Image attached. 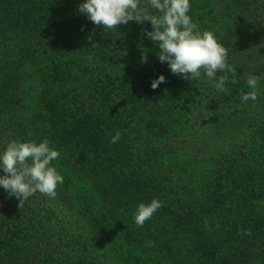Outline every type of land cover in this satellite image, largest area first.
<instances>
[{"label":"trees","instance_id":"obj_1","mask_svg":"<svg viewBox=\"0 0 264 264\" xmlns=\"http://www.w3.org/2000/svg\"><path fill=\"white\" fill-rule=\"evenodd\" d=\"M83 2L0 0V153L47 138L64 177L22 207L1 187L0 264H264V0H190L235 66L224 92L172 74L150 21L106 29ZM249 75L258 99L242 102Z\"/></svg>","mask_w":264,"mask_h":264},{"label":"clouds","instance_id":"obj_2","mask_svg":"<svg viewBox=\"0 0 264 264\" xmlns=\"http://www.w3.org/2000/svg\"><path fill=\"white\" fill-rule=\"evenodd\" d=\"M140 3L141 0H84L79 5V12L106 29H116L129 21L139 24L150 21L153 30H145L146 35L159 46L158 58L162 63L167 62L172 74L193 80L203 71L209 80H216L214 87L220 92L227 91L225 85L229 82V74L231 83H237L235 66L227 62L228 49L218 42L214 31H202L198 22L192 20L188 14L190 0H147L148 6L157 14L140 7ZM141 61L147 62L146 51L142 53ZM217 72L223 73L218 79ZM260 79L254 75L247 77L246 83L251 91L241 92L242 102L258 99ZM165 80L161 74L151 82V87L156 89ZM120 137L121 133L116 131L110 143H116ZM59 156V151L50 146L47 138L39 143L10 141L0 153V169L4 172L0 176V186L10 197L18 199L19 207L36 192L55 198L58 184L64 183L63 175L52 165ZM162 206L163 202L156 198L149 203H139L134 213L136 226L143 227ZM241 234L250 235V232Z\"/></svg>","mask_w":264,"mask_h":264},{"label":"rangeland","instance_id":"obj_3","mask_svg":"<svg viewBox=\"0 0 264 264\" xmlns=\"http://www.w3.org/2000/svg\"><path fill=\"white\" fill-rule=\"evenodd\" d=\"M39 65L40 64H30L28 66L30 67V70L31 71L35 72L34 69H38V66ZM41 67H43L42 64H41ZM201 74H203V76H202L203 79H206L207 78L206 75H204L203 71L201 72ZM108 76L110 78H114V76H110V75H108ZM101 77H104V76L101 75ZM35 79L34 78L32 79L34 82L31 84V90H30L31 91L30 92L31 93V99H30V102H32L34 100V98H36L38 96L39 91L42 89V87L44 85V82H43V79L42 78L41 79H38V80H35ZM199 79H201V77H199ZM32 103H30L31 106L33 105ZM142 124L144 125V122H142ZM77 173H78V171H77ZM1 187L2 186H0V207L4 206L5 203H6L5 197L1 195Z\"/></svg>","mask_w":264,"mask_h":264}]
</instances>
